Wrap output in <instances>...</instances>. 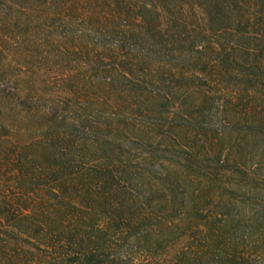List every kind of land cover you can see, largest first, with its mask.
Returning a JSON list of instances; mask_svg holds the SVG:
<instances>
[{"label":"trees","instance_id":"16d2710c","mask_svg":"<svg viewBox=\"0 0 264 264\" xmlns=\"http://www.w3.org/2000/svg\"><path fill=\"white\" fill-rule=\"evenodd\" d=\"M0 264H264V0H0Z\"/></svg>","mask_w":264,"mask_h":264}]
</instances>
